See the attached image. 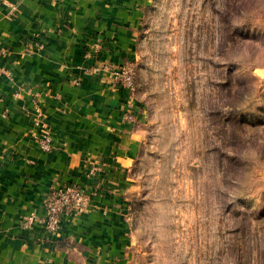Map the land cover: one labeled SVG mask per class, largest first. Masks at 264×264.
<instances>
[{"label":"crops","instance_id":"obj_1","mask_svg":"<svg viewBox=\"0 0 264 264\" xmlns=\"http://www.w3.org/2000/svg\"><path fill=\"white\" fill-rule=\"evenodd\" d=\"M158 1L0 0V264H128L145 107L113 70L138 63ZM71 183L88 188L84 212L65 213L57 235L23 226Z\"/></svg>","mask_w":264,"mask_h":264},{"label":"rangeland","instance_id":"obj_2","mask_svg":"<svg viewBox=\"0 0 264 264\" xmlns=\"http://www.w3.org/2000/svg\"><path fill=\"white\" fill-rule=\"evenodd\" d=\"M143 28L128 264H264V0H159Z\"/></svg>","mask_w":264,"mask_h":264},{"label":"built area","instance_id":"obj_3","mask_svg":"<svg viewBox=\"0 0 264 264\" xmlns=\"http://www.w3.org/2000/svg\"><path fill=\"white\" fill-rule=\"evenodd\" d=\"M15 9V8H14ZM1 50V49H0ZM115 83L128 88L131 92L136 90L137 70L133 64L127 62L118 65L113 70ZM34 108L39 116L43 114L41 105L33 100ZM40 144L44 150L53 148V142L48 132L40 136ZM88 188L82 184L71 183L66 186L54 187L46 197V213L43 216L30 214L23 218V226L30 227L34 222H41L45 228L57 235L61 228V221L65 213L79 215L89 206Z\"/></svg>","mask_w":264,"mask_h":264}]
</instances>
